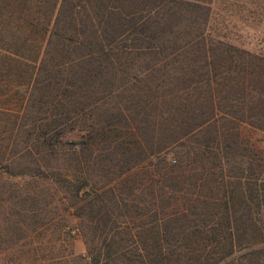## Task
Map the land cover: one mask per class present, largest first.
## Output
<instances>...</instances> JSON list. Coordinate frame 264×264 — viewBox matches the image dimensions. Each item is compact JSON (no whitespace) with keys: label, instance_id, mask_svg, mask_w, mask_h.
<instances>
[{"label":"trees","instance_id":"16d2710c","mask_svg":"<svg viewBox=\"0 0 264 264\" xmlns=\"http://www.w3.org/2000/svg\"><path fill=\"white\" fill-rule=\"evenodd\" d=\"M206 2L0 0V59L33 70L7 158L22 160L4 171L69 183L90 264H264V156L241 128L264 131V57L210 39ZM178 147L201 163L199 179L168 159ZM64 156L77 185L50 170ZM236 156L246 175L231 169ZM119 177L131 200L116 194ZM27 200L25 213L9 209L19 229Z\"/></svg>","mask_w":264,"mask_h":264},{"label":"rangeland","instance_id":"374dc122","mask_svg":"<svg viewBox=\"0 0 264 264\" xmlns=\"http://www.w3.org/2000/svg\"><path fill=\"white\" fill-rule=\"evenodd\" d=\"M205 4L210 8L207 24V33L210 39H220L230 46L264 57V0H207ZM1 39L2 37H0ZM37 47H39L38 39H36V43L25 47V54L33 56V50ZM3 61L0 59V264H90L86 257L87 250L84 242L85 224L82 215H78L84 213L83 211L76 213L69 208L68 205L71 204L67 199V194L70 192L68 191L69 183L56 182L40 176L23 177L4 171L2 164L7 162L11 170L16 171V165H12V160L14 163L22 160L21 157L18 160V156L12 159L9 157V160L7 158L9 150L19 146L16 142L18 137L15 134L18 131H16L18 124L22 123L19 115L24 102L27 101H25L26 96H23L24 90L33 70L31 64ZM241 126L245 138L249 139L264 156V131L249 124ZM66 137L70 144L73 142L72 139H77L74 134H67ZM185 150L187 149L178 147L175 151H166L169 152L167 157L168 159L179 158L186 168L193 167L194 170H198L196 174L199 179L201 163L193 160L192 156L188 157L184 153ZM67 157L50 161V170L52 167L54 172L58 170L56 178L66 177L68 174L72 183L77 185L79 178L75 176L78 167L74 160L67 159ZM40 159L43 161L42 157ZM240 160V156L231 159L229 165L234 172H241L240 170L244 168L240 165ZM70 168H73V171ZM246 169L244 168L242 171L244 175L247 174L248 170L246 171ZM69 170L71 171L69 172ZM225 171L230 172L227 168ZM136 172H139L134 176L136 181L146 182V160L142 162L141 171L137 168ZM117 179L121 181L123 177ZM129 184L133 186L135 183L132 181ZM122 185H124L122 181L115 184L116 194L120 190L118 187ZM134 190L136 189L133 186L132 191L120 190V193L131 200ZM80 196L83 198V193H80ZM27 197L32 198L27 200ZM26 200L33 202V206H29L30 210H28L33 217L26 221L28 229L22 223H20L19 229L18 225L13 224L12 220H15V215L11 214V210H15L18 214L25 213L20 208H22V204H25L26 207V203H24ZM248 204L250 205V203ZM142 210H139L140 214H142ZM3 211L5 212L4 216ZM17 219L22 220L23 217L20 216ZM125 220L132 222L129 219ZM139 220L140 218L136 221ZM261 220L264 222V217ZM119 224L122 233L132 228H126L127 224L121 223V221ZM258 225L264 227L260 221ZM129 226H132V223ZM128 243H130L128 244L129 249H132L134 248L132 245H135L136 242L132 240ZM11 244L17 245L6 251L5 246ZM238 249L235 261L239 263L240 255L246 250L245 245Z\"/></svg>","mask_w":264,"mask_h":264}]
</instances>
